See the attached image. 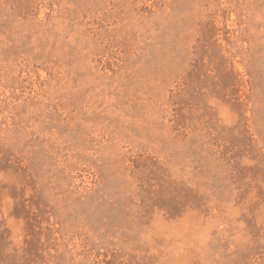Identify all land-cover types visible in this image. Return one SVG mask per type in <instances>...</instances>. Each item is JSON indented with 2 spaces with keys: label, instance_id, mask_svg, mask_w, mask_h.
I'll list each match as a JSON object with an SVG mask.
<instances>
[{
  "label": "rangeland",
  "instance_id": "1",
  "mask_svg": "<svg viewBox=\"0 0 264 264\" xmlns=\"http://www.w3.org/2000/svg\"><path fill=\"white\" fill-rule=\"evenodd\" d=\"M0 264H264V0H0Z\"/></svg>",
  "mask_w": 264,
  "mask_h": 264
}]
</instances>
